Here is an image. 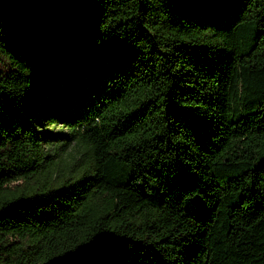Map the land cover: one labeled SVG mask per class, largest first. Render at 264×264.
Wrapping results in <instances>:
<instances>
[{"label":"trees","instance_id":"1","mask_svg":"<svg viewBox=\"0 0 264 264\" xmlns=\"http://www.w3.org/2000/svg\"><path fill=\"white\" fill-rule=\"evenodd\" d=\"M0 264H264V0H0Z\"/></svg>","mask_w":264,"mask_h":264},{"label":"rangeland","instance_id":"2","mask_svg":"<svg viewBox=\"0 0 264 264\" xmlns=\"http://www.w3.org/2000/svg\"><path fill=\"white\" fill-rule=\"evenodd\" d=\"M43 122H46V119L43 120ZM42 132H47L48 134H50L52 136H58V135L68 136L69 135V130L67 128L62 127L61 125H52V124H49L46 128H43L42 129ZM49 151L52 154L59 153L63 157H66L65 152H62L61 150L55 151L53 149V147H49ZM68 151H69V149L67 150V152Z\"/></svg>","mask_w":264,"mask_h":264},{"label":"water","instance_id":"3","mask_svg":"<svg viewBox=\"0 0 264 264\" xmlns=\"http://www.w3.org/2000/svg\"><path fill=\"white\" fill-rule=\"evenodd\" d=\"M1 1H13V0H1Z\"/></svg>","mask_w":264,"mask_h":264}]
</instances>
